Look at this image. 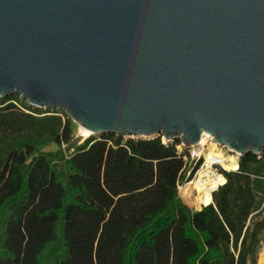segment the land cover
<instances>
[{
	"label": "water",
	"instance_id": "1",
	"mask_svg": "<svg viewBox=\"0 0 264 264\" xmlns=\"http://www.w3.org/2000/svg\"><path fill=\"white\" fill-rule=\"evenodd\" d=\"M8 96L91 135L258 156L264 0H0Z\"/></svg>",
	"mask_w": 264,
	"mask_h": 264
},
{
	"label": "trees",
	"instance_id": "2",
	"mask_svg": "<svg viewBox=\"0 0 264 264\" xmlns=\"http://www.w3.org/2000/svg\"><path fill=\"white\" fill-rule=\"evenodd\" d=\"M9 101L0 100V264L258 263L262 159L242 157L212 204L191 211L177 195V140L101 135L74 146L65 113L38 118ZM51 143L66 151H38Z\"/></svg>",
	"mask_w": 264,
	"mask_h": 264
},
{
	"label": "rangeland",
	"instance_id": "3",
	"mask_svg": "<svg viewBox=\"0 0 264 264\" xmlns=\"http://www.w3.org/2000/svg\"><path fill=\"white\" fill-rule=\"evenodd\" d=\"M10 97H13V98H10ZM10 99L9 103H12L15 105L16 107V111L18 112H27L25 106H28V104L26 103V101H24L20 96H8L6 98H0V100H3V101H6ZM42 114L41 115H36V117L40 118V117H43V116H49V115H52L53 112H63L64 111H58V110H44V109H38ZM49 112V113H47ZM66 115V114H65ZM58 116H61L60 114H58ZM69 119V118H68ZM70 120V119H69ZM71 131H72V136H71V145H74V146H78L80 144H82L86 139L92 137V138H95L97 139L98 137H100L101 135H90L89 137L87 138H83L79 135V126L76 125L73 121H71ZM123 140H127L129 138L127 137H122ZM161 139V138H160ZM178 142H179V145L177 146V152L179 154H183V159L186 163V169H185V175H184V181H182L180 183V185L178 186V189H177V195L179 197V199L181 200V202L188 208L190 209L191 211H198L199 209H195L193 207H191L190 205V201L187 199L188 196H191L188 195V196H185L183 194V192L181 191V188H185L186 189V186L187 184L194 179L196 173L201 169V167L203 166L204 164V160L203 158L198 155L193 147H184L182 144H181V141L179 139H176ZM136 141V140H135ZM162 142V140H161ZM174 142V140H173ZM213 139L211 140H204L203 143L204 145L206 146H210L212 145L213 143ZM171 144V143H170ZM66 145H62L61 147H58L56 144L54 143H51L45 147H41L38 149V151L40 153H44V154H48V153H56L58 152L59 150H62L63 152L66 151ZM220 151L223 153V154H228L229 150L227 149V147L225 146H220ZM242 157L238 156L237 157V165L239 164L240 160H241ZM258 159H262L264 161V149L261 151V153L257 156ZM213 171H215L218 175L222 176L223 177V170L219 167V166H213ZM218 190V189H217ZM216 190V191H217ZM215 191V192H216ZM214 193V192H213ZM212 193V194H213ZM261 212L257 215L256 219L255 220H259L261 219L262 217H264V202H263V205H262V208L260 210ZM264 264V234L262 235L261 237V241H260V246H259V255H258V263L257 264Z\"/></svg>",
	"mask_w": 264,
	"mask_h": 264
},
{
	"label": "bare ground",
	"instance_id": "4",
	"mask_svg": "<svg viewBox=\"0 0 264 264\" xmlns=\"http://www.w3.org/2000/svg\"><path fill=\"white\" fill-rule=\"evenodd\" d=\"M79 135L83 138L89 137L91 134L85 129L79 127ZM211 140L212 137L202 135L199 145L194 148L195 152L200 155L204 164L201 169L196 173L193 180H191L185 188H181V191L185 196H188L191 207L200 209L204 206L211 204L212 193L219 187L224 185V177L218 175L213 171V166H219L222 170L227 172H233L237 170V157L238 154L231 151L228 154H223L220 151V146L215 142L210 146L204 145V140ZM262 264V263H261Z\"/></svg>",
	"mask_w": 264,
	"mask_h": 264
}]
</instances>
